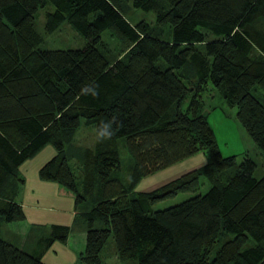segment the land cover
Wrapping results in <instances>:
<instances>
[{
	"label": "trees",
	"instance_id": "obj_1",
	"mask_svg": "<svg viewBox=\"0 0 264 264\" xmlns=\"http://www.w3.org/2000/svg\"><path fill=\"white\" fill-rule=\"evenodd\" d=\"M131 7L153 10L155 23L130 20ZM64 20L85 45L41 46ZM166 25L169 39L160 36ZM105 29L121 40L117 56ZM211 87L264 151V0H0V225L25 218L19 167L52 144L56 154L39 175L82 210L81 262L101 264L112 236L119 258L138 264H264V174L254 175L252 157L222 153L204 111ZM83 119L95 129L93 145L75 143ZM109 122L115 135L99 140ZM121 137L133 156L128 181L116 173ZM198 152L208 156L202 166L134 191L146 175ZM203 177L210 185L199 192ZM179 192L195 194L154 207ZM70 230L52 224L32 252L0 234V264H47L44 250Z\"/></svg>",
	"mask_w": 264,
	"mask_h": 264
},
{
	"label": "crops",
	"instance_id": "obj_2",
	"mask_svg": "<svg viewBox=\"0 0 264 264\" xmlns=\"http://www.w3.org/2000/svg\"><path fill=\"white\" fill-rule=\"evenodd\" d=\"M55 154V147L47 144L20 165L25 182L18 200L23 205L25 218L2 223L0 234L32 252L36 249L38 240L49 234L52 224L69 225L71 230L67 240L53 241L42 253V260L47 264H80L79 254L86 244V222L80 214L82 210L76 205L74 196L61 188L57 181L46 180L39 175L40 167ZM207 161V154L198 152L170 165L171 167L156 171L151 177H143L136 188L148 191L167 182L168 177L176 178Z\"/></svg>",
	"mask_w": 264,
	"mask_h": 264
},
{
	"label": "rangeland",
	"instance_id": "obj_3",
	"mask_svg": "<svg viewBox=\"0 0 264 264\" xmlns=\"http://www.w3.org/2000/svg\"><path fill=\"white\" fill-rule=\"evenodd\" d=\"M50 9H52V6L42 7L37 14L36 26L39 30L43 29L46 20V13ZM127 16L132 21L143 18L151 23H155V12L153 10H145L141 7H131L130 11L127 13ZM160 36L164 39H169L171 37V28L169 25L163 27V31ZM102 37L111 45L113 49L111 55L117 56L118 53H122L121 40L112 35L109 29H105L102 32ZM85 43V36L75 29L71 23H69L67 20H64L53 32L45 35L41 46L47 48H78L83 47ZM185 67L188 68V65ZM203 96L206 102L204 111L208 114L209 121L215 130L222 153L225 155L236 154L238 161H241L246 155L252 157L257 163L254 175L261 177L264 174V151L257 145V143L237 117V107L230 106L224 100L220 90L217 87H211L209 90L204 92ZM94 140V127L92 125L85 124L83 119L81 126L76 131L75 143L88 146L93 145ZM119 144L121 149L122 168L117 170L116 173L123 180L128 181L133 165V156L130 154L125 145V137L120 138ZM71 164L74 166L75 170L77 167H79V164L76 162L75 158L71 160ZM155 173L157 172L148 174L145 177H151V175H155ZM168 178V181H170L171 177ZM201 182L202 183L199 192H205L209 188L210 184L205 177L201 179ZM157 187H153L150 190ZM135 190L138 191L140 189L135 188L134 191ZM193 194L195 193L179 192L174 197H169L158 201L154 204V207L163 208L178 203L192 196ZM101 256L103 259L101 264H138L135 258L122 260L118 257L116 244L112 236L109 237L107 243L103 247ZM80 264L86 263L80 262Z\"/></svg>",
	"mask_w": 264,
	"mask_h": 264
},
{
	"label": "clouds",
	"instance_id": "obj_4",
	"mask_svg": "<svg viewBox=\"0 0 264 264\" xmlns=\"http://www.w3.org/2000/svg\"><path fill=\"white\" fill-rule=\"evenodd\" d=\"M91 93V95L96 96L97 92L94 88H86L83 90L82 94H88ZM115 135V132L112 130V123H102L100 129L98 130V139L99 140H107L111 139L112 136Z\"/></svg>",
	"mask_w": 264,
	"mask_h": 264
}]
</instances>
